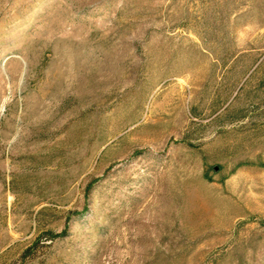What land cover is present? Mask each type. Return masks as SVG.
Returning <instances> with one entry per match:
<instances>
[{
    "label": "rangeland",
    "instance_id": "obj_1",
    "mask_svg": "<svg viewBox=\"0 0 264 264\" xmlns=\"http://www.w3.org/2000/svg\"><path fill=\"white\" fill-rule=\"evenodd\" d=\"M0 264H264V0H0Z\"/></svg>",
    "mask_w": 264,
    "mask_h": 264
}]
</instances>
